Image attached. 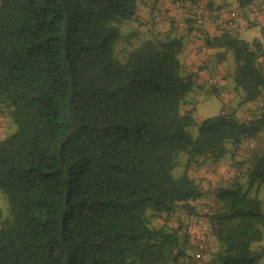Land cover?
Instances as JSON below:
<instances>
[{
    "label": "trees",
    "instance_id": "obj_1",
    "mask_svg": "<svg viewBox=\"0 0 264 264\" xmlns=\"http://www.w3.org/2000/svg\"><path fill=\"white\" fill-rule=\"evenodd\" d=\"M138 1L0 0V115L14 127L0 140L7 203L5 215L0 208V264H199L195 256L182 260L186 236L169 220L180 211L204 216L194 203L209 190L189 170L217 166L227 153L235 181L215 192L221 208L209 209L217 244L209 264L264 260V151L236 155L264 131V108L248 120L233 111L205 118L193 137L185 98L200 85L180 60L175 33L202 28L190 18L170 20L168 32L120 61L115 44ZM250 1L238 0L242 7ZM203 42L232 52L243 103L264 94L259 40L225 31ZM181 154L187 161L175 176ZM162 216L168 220L157 225Z\"/></svg>",
    "mask_w": 264,
    "mask_h": 264
},
{
    "label": "rangeland",
    "instance_id": "obj_2",
    "mask_svg": "<svg viewBox=\"0 0 264 264\" xmlns=\"http://www.w3.org/2000/svg\"><path fill=\"white\" fill-rule=\"evenodd\" d=\"M201 1L209 2L210 0H185L183 2L189 4H197L202 3ZM260 1L264 3V0ZM145 2L148 5V9L145 7L147 13H144L146 18H135L134 20L126 22L121 26L120 37L116 42L114 48L115 56L120 61H124L126 54L129 51L141 45L147 39L152 38L154 36V34H152L153 31L159 33L164 32L159 31L163 30V28H160L163 27V25L167 29H170L169 23L170 19L172 20V18L168 16V18H160L158 21H156V18L158 16L154 17L150 11V7L154 0H145ZM166 12L167 10H165V13ZM179 18L180 22H183L182 20H184L186 17L181 15V17L179 16ZM174 19L178 20L176 18ZM156 26H159V28L155 29L157 28ZM236 36L246 42H252L253 40L260 37V29L257 27H251L249 29H246L244 32L236 33ZM220 51L225 54V58H223L222 62L217 63L216 57H213L210 63L213 67L207 68V70L205 71V74L208 75L206 83L204 82L203 85H200V87L190 92L189 95H187L185 98L187 105L184 110L190 111L193 114L196 122V126L190 129L193 137H197V126L201 122V120L216 116L223 111H233L239 119L246 120L245 118L241 117L243 114V109L245 108L243 103L244 93L241 89H235L233 81L235 64L232 52L230 50ZM216 71L218 74L222 75L221 77L225 81V86L223 88L225 94L222 97L217 96L213 91V88L217 86H213L208 83L209 79H216L220 77H218ZM13 129L14 127L9 121L8 117L5 115H0V140L6 137ZM257 141L253 145L244 142L240 146V149L237 151L236 155L243 158L246 154L252 155L258 152L260 154L264 151V138L262 137V139H259ZM179 160V166L174 170L175 176L182 175L184 171V164L187 161L186 155L181 154ZM232 160L233 159L231 158L230 153H227L219 159L220 164L217 166H213L211 162H206L199 168H191L189 170L190 175L194 176V178L199 181L202 187L209 190L207 195L203 199H200L202 203H194L196 211L202 210V205L205 203H209L210 208H212V211L214 212L218 211L221 208L222 204L216 200L215 192L219 189L228 187L232 182L235 181L234 174H232L231 171L234 169L232 167ZM244 167L246 168V164ZM240 182H244V175L240 177ZM258 197L264 200V185L261 186V188L258 190ZM0 208L3 212V215H5L7 213V203L2 197H0ZM165 220L166 219L164 218V216L160 217L157 220V225H163ZM169 221L171 227L179 229V234L181 237L186 236L184 239L186 240L185 244L187 247L185 248L187 249V254L185 256L186 258L181 259L183 261L192 262L191 259L197 253V249L200 246L202 251V259L201 261H199V264H209L210 255L217 248V244L214 238H212L210 235L204 236L202 233H200L198 228H190V226L188 225L189 216H187L183 211L173 214ZM259 264H264V260H261Z\"/></svg>",
    "mask_w": 264,
    "mask_h": 264
},
{
    "label": "crops",
    "instance_id": "obj_3",
    "mask_svg": "<svg viewBox=\"0 0 264 264\" xmlns=\"http://www.w3.org/2000/svg\"><path fill=\"white\" fill-rule=\"evenodd\" d=\"M170 1V2H169ZM185 0H154V2L151 5V14L155 17L158 16V19H164V18H168V16H170L172 18V20L174 18L178 19L176 21L180 22V18L182 16L186 17V14L184 12V6L182 7H178L176 5L177 2H183ZM213 1V3L215 5H220L222 6H231V7H235V8H243L242 6L239 5L238 0H211ZM202 4H206V1H201ZM205 2V3H204ZM251 2V1H250ZM185 6L189 3H185ZM138 10L136 13V19H138L139 17H145L144 13H147L145 10V7L147 8L148 5L146 4L145 0H139L138 1ZM148 9V8H147ZM165 10H167V12L165 13ZM263 17L261 18V23L260 24H249V26L247 27V29L251 28V27H257L260 29V37L257 38L258 40L264 36V14L262 15ZM146 18V17H145ZM170 19V18H169ZM171 20V19H170ZM175 20V19H174ZM158 29L159 26H156ZM171 27V25L169 24V28ZM163 30H159V31H166V27L163 25ZM171 29V28H170ZM169 29H167L168 32ZM231 34H236L239 32L236 31H228ZM152 33V32H151ZM150 33V34H151ZM159 32H154L152 34L158 35ZM164 33V32H161ZM223 31H220L217 28H213L212 26H206L203 27L202 30H198V29H185V30H179V32L176 31L175 36L180 38L182 43H183V52L180 56V60L181 62L186 66L187 71L190 74L194 75L195 81L197 84L199 85H203V83H206V79L208 78V75L205 74V71L207 70V68H212L213 66L210 64L212 61L213 57H216V59L218 58L217 54L220 53V50H214V49H207L204 46V42H203V36H218L220 34H222ZM255 39V40H257ZM264 44V43H263ZM262 44V46H263ZM264 49V47H263ZM223 59L220 60L217 59V63L222 62ZM220 72V71H218ZM217 73V71H216ZM218 74V73H217ZM220 76V77H219ZM222 75L218 74V77L221 78L218 81L217 87L220 88V90L223 91V88L225 86V81L224 79H222L221 77ZM224 91H223V96H224ZM245 108L243 109V114L241 117L245 118V119H250L252 116L257 114V111L254 109L255 106V101L254 102H248V103H244ZM262 137L264 138V131H262V133H260V135L256 138L255 141L262 139ZM263 141V140H262ZM258 142V141H257ZM220 164V162H218Z\"/></svg>",
    "mask_w": 264,
    "mask_h": 264
},
{
    "label": "built area",
    "instance_id": "obj_4",
    "mask_svg": "<svg viewBox=\"0 0 264 264\" xmlns=\"http://www.w3.org/2000/svg\"><path fill=\"white\" fill-rule=\"evenodd\" d=\"M178 7L184 6V12L186 18L190 20H195L199 23V26L203 29L206 26H212L217 28L220 31H236L244 32L249 24L255 23L260 24L262 15L264 14V3L260 0H251L249 4L243 8H235L231 6H206V4L197 3V4H185L183 2H177ZM261 44L264 43V36L259 39ZM258 64L264 66V55L258 59ZM219 78H212L208 80L210 85L216 86L218 84ZM264 108V94H262L255 101L254 109L257 113L261 112ZM250 145L256 143L255 139H250L246 141ZM246 156V155H244ZM241 159V157H239ZM242 160V159H241ZM237 174V173H236ZM197 203H202L201 200ZM206 206L199 210L203 213L202 216L196 215L189 218L188 225L190 228H198L200 233L204 236L211 235V229L207 222V218L211 215L209 203H205ZM202 251L199 246L198 252L194 255L196 259H202Z\"/></svg>",
    "mask_w": 264,
    "mask_h": 264
},
{
    "label": "water",
    "instance_id": "obj_5",
    "mask_svg": "<svg viewBox=\"0 0 264 264\" xmlns=\"http://www.w3.org/2000/svg\"><path fill=\"white\" fill-rule=\"evenodd\" d=\"M66 27H67V15L65 16V25H64V33L67 31L66 30ZM69 73H70V70H69ZM71 96V95H70ZM72 97L73 96H71L70 98H69V101H68V109H67V114H68V116H70V105H71V101H72ZM72 133H73V125H72V127H71V129L69 130V132L67 133V135H66V137H65V139H64V141L62 142V144L60 145V148L62 147V145L70 138V136L72 135Z\"/></svg>",
    "mask_w": 264,
    "mask_h": 264
},
{
    "label": "clouds",
    "instance_id": "obj_6",
    "mask_svg": "<svg viewBox=\"0 0 264 264\" xmlns=\"http://www.w3.org/2000/svg\"><path fill=\"white\" fill-rule=\"evenodd\" d=\"M256 140V139H255ZM198 252V251H197Z\"/></svg>",
    "mask_w": 264,
    "mask_h": 264
}]
</instances>
